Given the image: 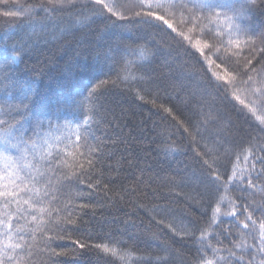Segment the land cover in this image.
Instances as JSON below:
<instances>
[{"label":"trees","instance_id":"obj_1","mask_svg":"<svg viewBox=\"0 0 264 264\" xmlns=\"http://www.w3.org/2000/svg\"><path fill=\"white\" fill-rule=\"evenodd\" d=\"M40 3L41 0H10L8 5L13 10L17 4L32 6L38 14L35 20L0 16V64L5 55L11 57L14 46L24 42L19 59L7 68V92L19 96L21 89L30 90L35 101L26 113L30 121L38 117L45 127L49 122L83 124L89 130L91 143L105 145L96 169L65 182L62 206L68 205L70 198L69 210L77 224L68 226L71 239L55 240L52 247L57 251L75 249L76 255L54 257L57 264H124L119 256L94 248L79 249L76 240L89 245L115 246L120 253L131 254L129 264H196L200 258L199 240L175 235L157 223L161 219L178 230L181 224L190 222L207 228L208 240L218 249L215 253L207 251L209 259L224 257L220 264H235V258H230L226 251L231 248L237 256L243 255L245 261L255 255L253 264H260L264 254H249L246 249L242 252L234 247L255 243L251 237L241 236L235 228L227 238L220 234L235 223L226 213L233 210L239 213L236 205L244 201L235 199L241 195L235 181L218 182L219 192L216 188L204 189L199 180L203 170L197 153L206 142L225 141L228 154L220 161L225 180L233 165L240 171L253 162L252 157L244 161L247 150H253L255 156H264L260 151L264 148V125L242 109L238 101L226 99L222 92L208 87L211 72L223 75L227 69L234 73L246 59L251 58L257 70L264 68L261 51L264 2L257 0L240 21L254 43L248 46L242 43L243 51L238 57L224 53L217 61L220 68L215 64L209 66L160 21L149 24L128 13L126 20L96 17L88 26L73 27V19L81 12L92 14L88 0H77L76 8L55 13L52 19L42 22ZM232 14L228 11V15ZM203 26L215 27L207 20ZM245 38L242 36L241 40ZM140 46H150L155 53L143 61L137 60L138 67L133 69L137 76H143L134 86L143 89L145 100L138 99L123 84H109L90 98L95 105L91 120L85 121L83 112L65 105V98L70 95L79 94L77 99L86 97L99 80H116L123 60H135L131 53ZM249 48L254 50L250 52ZM208 55L215 58L211 53ZM5 95L0 87V99ZM153 98L157 100L155 106L149 102ZM160 104L171 108L176 119ZM178 121H183L193 133L199 128L195 141ZM168 146L172 150H166ZM262 167L256 164L257 171ZM256 183L258 188L264 187V176ZM243 195L249 203L255 199L257 204H264L259 193L255 197ZM185 196L196 199L189 201ZM217 204L220 213L214 217ZM199 235L197 231L196 237ZM42 246V242L37 243L32 264H50L48 253L39 250Z\"/></svg>","mask_w":264,"mask_h":264},{"label":"snow or ice","instance_id":"obj_2","mask_svg":"<svg viewBox=\"0 0 264 264\" xmlns=\"http://www.w3.org/2000/svg\"><path fill=\"white\" fill-rule=\"evenodd\" d=\"M9 2L10 0H0V16L36 19L38 14L32 6L17 4L14 6L16 10H13L8 7ZM256 2L257 0H133L132 3H128L127 0H88V4L93 8L92 14L81 12L73 19L72 26H88L96 17L126 20L129 18L128 13L145 23L160 21L171 33L186 41L209 66L215 64L220 68L221 64L217 61L224 53L238 57L243 51L242 43L244 46L254 43L251 37L247 36V27L240 21L245 19L250 7ZM76 7L77 0H41L39 9L44 13L41 22L52 19L55 13ZM228 11L233 14L228 15ZM205 20L215 27L203 26ZM242 36L246 37L243 41ZM23 48L24 42L21 41L19 47L14 46L11 57L5 55L3 63L0 64V87L6 93L0 99V264H32L34 249L38 242H42L43 246L39 250L48 253L50 264H57L54 257L76 255L75 249L57 251V248L52 247L55 240L71 239L68 226L77 224L69 210L70 198L69 204L62 206L61 197L66 196L63 191L65 182L89 175L96 169L100 157L104 154L105 145L102 142L91 143L89 130L83 124L53 125L49 122L45 127L44 122L38 117L31 121L28 119L26 113L31 110L30 105L35 104L30 90L21 89L19 96H12L7 92L8 85L5 83L8 80V66L15 64ZM253 50L249 48L250 52ZM261 51L264 52V49ZM208 53L215 58H210ZM131 55L135 60H123L116 80H99L91 87L86 97L77 99L79 94L70 95L65 98V105L72 110L83 112L85 121L91 120L95 115V105L90 102V98L109 84L113 86L123 84L134 91L138 99L145 100L143 89L134 86L143 80V76H137L133 69L138 67L137 60L143 61L155 53L150 46H140L138 50H133ZM208 87L216 88L226 99L231 97L238 101L242 109L247 110L255 120L264 125V68L257 70L251 58L246 59L242 66L238 65V70L234 73L230 74L227 69L223 75L211 72ZM149 102L154 106L157 104L155 98ZM159 107L176 119L171 108H165L163 104ZM208 115L211 119V113ZM178 123L195 141L199 128L197 127L193 133L183 121ZM225 143L222 140H212L201 146V151L197 153L203 170L199 178L200 184L205 190L216 188L219 192L218 182L235 181L236 188L241 193L235 199L244 202L236 205V208L240 209L239 213L236 210L226 213L235 223L223 229L220 234L227 238L232 235V228H235L241 236L247 235L256 241L252 244H234L235 248L242 252L246 249L249 254L252 252L264 254V204H257L255 199L249 203L247 197L243 195L248 193L255 197L259 193L264 200V187L258 188L256 183L264 176V167L259 171L256 169L257 163L264 166V156H255L253 150H247L243 159L247 162L252 157L253 162L247 169L240 171L233 165L231 175L225 180L220 172V161L228 154ZM166 150H172L171 146ZM260 151L264 152V148ZM236 159L239 160L240 156L237 155ZM172 183L179 186L176 181ZM89 187L93 185L89 184ZM185 199L191 201L196 197L185 196ZM218 213L219 204L216 205L213 216ZM157 223L164 225L175 235L199 240L200 258L196 264H220V261L225 259L207 258L209 249L213 253L218 251L207 238V228L197 227L195 222H190L188 225L181 224L178 230L174 224L166 223L163 219ZM197 231L200 233L199 237H196ZM75 243L79 249L91 251L94 248L104 254L119 256L124 264H129L128 258L131 254L120 253L115 246L89 245L79 240ZM217 243L221 241L217 240ZM226 251L230 258H235V264H253L255 261V255L245 261L243 255L237 256L231 248ZM260 264H264V259Z\"/></svg>","mask_w":264,"mask_h":264}]
</instances>
